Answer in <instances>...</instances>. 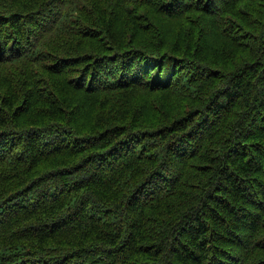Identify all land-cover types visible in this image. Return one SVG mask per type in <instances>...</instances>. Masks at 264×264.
Here are the masks:
<instances>
[{"label": "trees", "instance_id": "trees-1", "mask_svg": "<svg viewBox=\"0 0 264 264\" xmlns=\"http://www.w3.org/2000/svg\"><path fill=\"white\" fill-rule=\"evenodd\" d=\"M0 264H264V0H0Z\"/></svg>", "mask_w": 264, "mask_h": 264}, {"label": "bare ground", "instance_id": "bare-ground-1", "mask_svg": "<svg viewBox=\"0 0 264 264\" xmlns=\"http://www.w3.org/2000/svg\"><path fill=\"white\" fill-rule=\"evenodd\" d=\"M12 140V139H11Z\"/></svg>", "mask_w": 264, "mask_h": 264}]
</instances>
